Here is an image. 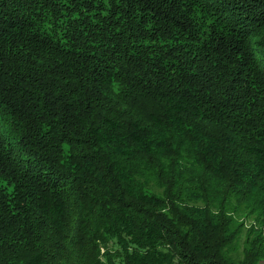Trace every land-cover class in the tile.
Here are the masks:
<instances>
[{
	"label": "trees",
	"instance_id": "16d2710c",
	"mask_svg": "<svg viewBox=\"0 0 264 264\" xmlns=\"http://www.w3.org/2000/svg\"><path fill=\"white\" fill-rule=\"evenodd\" d=\"M258 36L264 0H0V264H264Z\"/></svg>",
	"mask_w": 264,
	"mask_h": 264
},
{
	"label": "rangeland",
	"instance_id": "374dc122",
	"mask_svg": "<svg viewBox=\"0 0 264 264\" xmlns=\"http://www.w3.org/2000/svg\"><path fill=\"white\" fill-rule=\"evenodd\" d=\"M263 35V33H262ZM259 41H262V37L258 36L251 44V56L253 58V62L255 67H260V64H263V61L260 60V57L264 58L263 52L258 48ZM253 65V67H254ZM261 73H264V68L261 70Z\"/></svg>",
	"mask_w": 264,
	"mask_h": 264
}]
</instances>
